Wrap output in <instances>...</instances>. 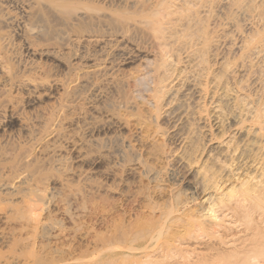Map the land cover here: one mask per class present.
Instances as JSON below:
<instances>
[{
	"label": "rangeland",
	"instance_id": "rangeland-1",
	"mask_svg": "<svg viewBox=\"0 0 264 264\" xmlns=\"http://www.w3.org/2000/svg\"><path fill=\"white\" fill-rule=\"evenodd\" d=\"M62 1L0 0V264H264V252L244 262L249 220L264 235L257 213L249 228L224 219L207 230L204 201L219 207L228 188L207 187L202 174L213 166L198 157L200 144L193 153L181 142L183 126L166 117L160 138L132 94L149 54L169 78L163 103L204 67L210 89H222L215 100L232 110L224 95L235 94L232 77L245 78L239 56L218 62L205 49L206 18L156 15L152 8L168 0H67L61 9ZM92 36L106 41L91 44L81 64L76 44ZM122 39L138 49L131 63L117 53ZM52 52L73 54L72 68ZM102 67L106 74L85 76Z\"/></svg>",
	"mask_w": 264,
	"mask_h": 264
},
{
	"label": "bare ground",
	"instance_id": "bare-ground-1",
	"mask_svg": "<svg viewBox=\"0 0 264 264\" xmlns=\"http://www.w3.org/2000/svg\"><path fill=\"white\" fill-rule=\"evenodd\" d=\"M68 6L69 4L67 0L62 1L58 5V7L61 9H66ZM152 9L156 15L165 14L174 16L181 11H188L192 12L198 19L206 18L207 23L210 25L213 24L215 26V30L210 36V25H208L207 29L204 30L205 32H202L204 34V41H202L203 43L201 44L204 45L205 49H209L212 57H214L218 62L223 60L225 61L232 55H237V57L239 56L238 58H240L241 62L244 63L240 67L245 73V78L242 77L244 79L238 80L236 77H232L233 91L237 95H224L226 97L225 102L232 106V110H230L229 105L226 104L229 107V110L227 107L228 111H226V106H223L222 102H217L215 100L216 95L222 89L216 88L217 90L220 89L218 92L216 89L215 91L210 89V71L206 72L207 70H204V67H202L203 69L199 68V66L201 67L204 63H200L202 65H196L194 63L193 65L195 66L192 65V68L195 69L198 67L199 70H201H198V72L192 70L193 72L190 71L192 72L191 75H189L190 73H187V77H185V79L182 81V87L178 91L179 93H175L173 96L167 99L165 103H163L167 94L165 83L169 78L164 76L163 69L161 68L157 59H151L150 55L147 54L145 56H141V71L132 82V94L134 99H136L140 104L146 106L149 117L146 122L155 128V131L158 133L160 138L166 139L168 136L167 134L169 133L162 131L160 126L161 119L166 117L168 122L176 124V126H183L185 133L181 138V142L187 144L191 148L192 145L195 147L196 143L200 144V148L197 150L198 157H202V155L205 154L207 156V160H209L213 166V169L211 168V170H207L202 174V180L207 181L205 182L207 183L206 186L208 187V184L210 185L212 182L216 181L214 185L217 187V189L215 187L214 190H220L221 192V189L228 188L229 191L224 192V196L227 198V200L222 202L221 200H223V198H220L221 200H219L222 203L220 202L219 207H216V203L219 201L213 204L208 203V199L204 201V203L211 205V207L207 206V208H209L207 209L208 212H206V209H204L205 207L202 205V207L199 206V211L203 210L206 212L205 215H202L203 212L201 211L200 216L202 215V217H208L207 219L209 221H207L211 223L209 224L206 222L209 226L207 230L211 228V225L215 224L219 226L221 223L218 221H224V219H235V221H231L234 223H236L238 220L241 223L243 221V224L245 225L248 223V220L252 219L253 215H255L254 212H256L259 217V222H261L260 225L264 224V0H168L167 2H159ZM203 22L201 21V23ZM197 24L199 26V23ZM196 26L197 25H195V27ZM200 27L202 26L200 25ZM200 27L198 30L201 29ZM190 28L188 29L190 30ZM190 32L192 33V31ZM198 38H201V36ZM104 41H106V37L98 36H92L85 40H79L76 44V47H72V49L75 47L76 50L79 51L76 55V53H74L75 51L73 50L76 59L81 62V64L83 62H87L90 60L87 53H91L89 52L88 47L93 43L100 44L101 46ZM121 42L125 45L123 44L124 46H121L120 49L117 50V53L120 57L122 56L124 58L126 63H131L133 59L139 58H134L132 56L134 51H138L137 48L131 46L124 39H122ZM70 54L59 56L54 52L49 53V55H51L56 61L59 60L60 62V60H65L66 63H63L62 66L67 70H70L73 66L69 62L73 56V54L72 56ZM27 55L34 54L29 51ZM200 59L202 58L200 57ZM204 60L206 62V59ZM105 70L108 69L106 67H102L92 72H88L85 76H90L91 74L96 73L106 74ZM164 108H166L165 112ZM193 153H196L195 149ZM210 186L212 187V185ZM236 189L239 190L236 191ZM196 190L197 189L193 187V191L195 192ZM188 203L189 202H187V204ZM181 208L183 209V207ZM183 210H185V208ZM198 215L199 214H197V216ZM220 215L223 216V218ZM244 220L247 222L244 223ZM252 221L250 222L249 220V225L253 223L255 229H251L253 230L250 237L251 240L248 242L251 244V248L248 247L249 250L247 252L245 251L247 255L249 254V257L246 255L247 257L244 259V262L247 258L251 257V254H254V257L257 259V256H263L262 253L264 252V246L262 245L264 244V235L262 234L263 231L262 233L261 231H259L260 233L258 231L256 232V230L260 229L258 226L256 227L255 222ZM190 222L191 224H195V220L193 222L192 218ZM243 224L242 226L240 225L242 228ZM249 225L247 224L248 228ZM203 227L207 226L203 225ZM214 227L212 230L214 229L213 231L215 232L217 227ZM221 227L223 231V226ZM244 228L248 230L247 227ZM218 229L217 231L219 232ZM199 230H204V228L201 226V229L199 228ZM195 232L194 234L196 237L197 234ZM187 233L190 234V232ZM200 233L197 236L200 237ZM209 233H207L208 236H210ZM249 233L251 232L249 231ZM194 234L192 232V236ZM213 234L214 233L212 232V235ZM180 235H182V233ZM202 236L206 235L204 234ZM258 240H262V243ZM234 258L236 259L237 257L234 256ZM243 258H241L242 261ZM224 259L226 260V258ZM227 263L230 262L228 261ZM233 263H236V261Z\"/></svg>",
	"mask_w": 264,
	"mask_h": 264
}]
</instances>
